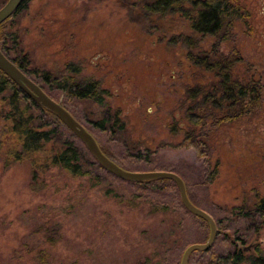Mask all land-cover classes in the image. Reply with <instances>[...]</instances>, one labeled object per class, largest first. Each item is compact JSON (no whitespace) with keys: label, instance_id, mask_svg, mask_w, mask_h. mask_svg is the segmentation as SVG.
I'll return each mask as SVG.
<instances>
[{"label":"rangeland","instance_id":"374dc122","mask_svg":"<svg viewBox=\"0 0 264 264\" xmlns=\"http://www.w3.org/2000/svg\"><path fill=\"white\" fill-rule=\"evenodd\" d=\"M7 1L0 0V8ZM237 1L245 18L235 24L230 40L217 48L224 54L240 52L244 61L236 66L235 76L259 83L263 101L258 111L238 121L217 128L207 125L210 171L218 168V175L207 189L192 192L198 197L208 194L214 202L210 215L220 220L219 243L230 235L241 247L259 243L264 251V230L258 237L247 219L226 212L254 190L264 196V0ZM124 3L29 0L9 25L37 75L48 72L60 76L61 82L75 68L80 71L75 76L98 81L111 93L102 106L73 99L64 103L115 157L127 146L140 148L143 159L148 155L151 159L140 169L124 161L125 169H174L192 186L206 176L204 160L194 149L162 145L178 144L190 128L181 105L183 86L192 82L193 70L169 47L170 32L163 39L159 27H147ZM215 43L212 37L203 41L207 49ZM31 78L60 101L61 91L41 77ZM108 110H119L126 124L124 146L109 143L86 122L103 118ZM4 128L0 118V131ZM20 150L10 137L0 145V264H154L165 258L180 260L184 249L176 251L179 241H203L202 224L183 210H156L134 197V186L103 174L99 176L104 185L93 189L58 170L32 185L30 162L9 156ZM229 248L224 243L215 246L222 252Z\"/></svg>","mask_w":264,"mask_h":264},{"label":"trees","instance_id":"16d2710c","mask_svg":"<svg viewBox=\"0 0 264 264\" xmlns=\"http://www.w3.org/2000/svg\"><path fill=\"white\" fill-rule=\"evenodd\" d=\"M28 1L24 0L19 10L0 26L2 52L28 76L41 77L45 84L52 86L57 92L63 87L70 97H77L79 102H92L102 106L106 99L111 98V93L102 88L100 82H89L72 76H67L60 82V76L48 72L37 75V71L31 69V60L28 55H23L19 48L20 39L9 25V22L26 8ZM122 2H126L124 4L129 11L140 17L147 27H159L163 39H167L166 34L170 32L171 36L167 39L169 47L177 52L179 59L185 58L193 70L190 75L192 82L183 86L185 97L181 105L184 119L189 122L190 128L178 144H166L162 147L194 149L204 160L207 168L205 178L195 181L192 186H189L185 177L184 181L190 200L211 214L214 202L210 201L208 194L198 197L192 192L197 188L207 189L218 175V168L210 171L211 155L208 142L210 131L205 129L209 124L211 128H217L255 113L263 101L262 87L259 83L244 82L235 76L236 66L244 61L240 52L233 49L230 53L224 54L217 48L218 44L230 40L235 24L245 18L242 8L237 0H122ZM206 37H212L216 41L210 49L203 45ZM46 93L54 98L50 93ZM0 103L2 105L0 118L5 122V128L0 131V145L9 137L20 145L21 150L11 152L9 156L11 159L14 156L13 161L30 162L32 185L45 181V175L58 170L69 179L82 180L83 184L86 183L85 186L93 189L104 185V179L99 176L103 174L107 178L134 186L137 190L133 194L134 197L141 198L156 210L162 212L183 210L204 228L203 241L199 243L208 240L210 235L208 224L186 210L173 181L161 179L130 183L111 175L99 166L84 144L53 113L34 103L1 70ZM92 125L100 134L105 135L109 143L124 146L121 144V136L126 130V124L119 110H108L103 118L92 121ZM98 143L102 152L123 169L126 162L127 165L130 164V168L137 169L142 165H150L149 155L143 159L141 156L143 152L138 147L130 149L124 146L123 155L116 158L112 152ZM7 160L6 165L10 164V159ZM169 171L176 173L174 169ZM253 192L256 193L255 190ZM253 192L245 195L246 199L241 205L231 207L226 212L230 211L247 219L252 232L259 237L264 230V196L259 193L254 195ZM214 219L220 227V220ZM220 236L219 230L212 248L205 252H195L189 263L194 261L195 264H264V251L259 243L252 247H241L230 235L224 236L219 243ZM223 243L230 248L224 252L215 250V246ZM190 245L191 243L179 241L176 251L185 250ZM178 260L179 257L175 260L165 258L154 264H180L181 259Z\"/></svg>","mask_w":264,"mask_h":264},{"label":"water","instance_id":"95a60500","mask_svg":"<svg viewBox=\"0 0 264 264\" xmlns=\"http://www.w3.org/2000/svg\"><path fill=\"white\" fill-rule=\"evenodd\" d=\"M24 0H8L0 8V26L8 21L21 7ZM0 70L23 91L34 103L53 113L60 122L78 138L99 164L101 168L116 178L130 182H146L161 179L173 181L179 191L180 200L188 212L205 221L210 229V235L204 243H194L188 246L181 257L180 264H189L191 256L198 251H208L214 245L218 236V226L205 210L197 207L189 198L184 179L170 171L133 172L120 167L108 158L101 150L96 138L62 105L60 101L51 98L40 85L34 82L14 62H12L0 49ZM248 249V248H247Z\"/></svg>","mask_w":264,"mask_h":264},{"label":"flooded vegetation","instance_id":"af4514ba","mask_svg":"<svg viewBox=\"0 0 264 264\" xmlns=\"http://www.w3.org/2000/svg\"><path fill=\"white\" fill-rule=\"evenodd\" d=\"M79 73H80V71L79 70H77V69H75V68H73V72H72V74L73 75H70V76H72V77H75V78H77V79H80V80H85V81H89V82H95V80H92V79H81L79 76H75L74 74H76V75H79ZM30 77V76H29ZM173 77H174V75H173ZM31 78V77H30ZM32 79V78H31ZM64 79L65 78H63V80L61 81V82H63L64 81ZM33 80V79H32ZM34 81V80H33ZM34 82H36V81H34ZM37 83V82H36ZM38 84V83H37ZM39 85V84H38ZM41 86V85H40ZM42 87V86H41ZM42 89L44 90V88L42 87ZM45 91V90H44ZM60 91H61V96H60V102L62 103V105L73 115V117L74 118H76V120H78L84 127H85V124L82 122V121H80L77 117H76V115L72 112V111H70V109L67 107V105L64 103V101H71V99H73V100H76V101H79V99L77 98V97H70V95H68L66 92H65V90H64V88L62 87L61 89H60ZM86 121V120H85ZM87 123H88V125H92V122H89V121H86ZM86 128V127H85Z\"/></svg>","mask_w":264,"mask_h":264}]
</instances>
